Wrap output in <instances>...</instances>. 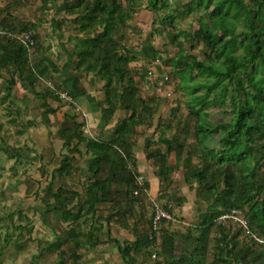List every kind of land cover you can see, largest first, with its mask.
Listing matches in <instances>:
<instances>
[{"label":"trees","instance_id":"trees-1","mask_svg":"<svg viewBox=\"0 0 264 264\" xmlns=\"http://www.w3.org/2000/svg\"><path fill=\"white\" fill-rule=\"evenodd\" d=\"M50 2L53 4L56 0H43V8ZM67 4L68 15H77L76 31L82 35L74 43L75 68L104 82L102 120L111 124L118 110L128 117L116 122L113 138L110 136L86 145L87 169L92 180L87 182L83 194L66 187L53 191L51 184L47 187V193L54 199L58 219L68 228L71 246L70 252H66L59 243L52 244L57 251V264H63L67 253H70V264H80L76 250L99 244L101 229L97 226L100 221L111 222V218L98 215V205L110 202L116 221L126 226L123 219L131 215L134 205L139 204L140 197L134 195V191L147 189V185L141 189L136 185L139 174L131 146L135 127L151 126L157 102L138 97L135 80L128 68L134 55L120 52V42L124 39L121 30L144 4L145 9L155 15L165 10L162 16L157 15L158 20L166 29L168 44L177 47L173 58L165 64L171 67L174 76L192 96L188 117L194 119L195 137V145L188 150L186 139L179 134L160 140L163 151H151V141H147L146 158L154 162V174L166 186L174 171L167 164L169 155L173 153L177 161H182L184 182L191 187L197 186L198 209L201 210L197 223L187 229L183 235L185 239H182L190 244L187 248H191V253H176L177 237L169 225L161 230L160 250L156 252L160 261L153 264H264V244H256L244 236L231 221L227 229L215 223L220 216L236 211L247 220L254 234L264 238V180L258 176L264 168V144L258 142L264 137V0H188L176 7H170L167 0H67ZM192 15H196V27H176L178 20ZM0 25L9 32L14 31L10 20L4 19ZM25 30L34 31V27L28 24L20 31ZM155 33L161 34L158 29ZM34 39V49H37L35 35ZM195 46L204 51L201 57L190 52ZM27 61L28 54L22 44L0 35V74L12 65L35 97L44 100L47 95L59 100L49 89L43 93L35 92L36 75L45 73L38 65H35L37 71L31 69ZM197 78L203 80L197 81ZM201 92L202 95H196ZM226 99L230 112L223 114L231 115V118L223 122L210 121L205 110L224 105ZM48 112L54 111L47 109L44 115ZM190 120L184 122L182 132H188ZM83 126V123L74 122L71 127L58 131L68 151L80 152L78 146L86 141ZM217 137L215 149L209 141ZM71 145L74 147L70 149ZM5 153L9 158L20 156V150L8 147ZM196 154L200 155L199 165L193 163ZM68 161L66 156L57 172L70 168ZM167 201L181 206L184 199L172 195ZM165 205L163 207H167ZM87 216H91V222L85 230L78 222ZM148 224H151V218ZM214 229L218 236L214 238L210 255L208 238ZM147 232L123 245L113 241L118 245L124 264H137L139 254L156 248L158 236L151 234V230Z\"/></svg>","mask_w":264,"mask_h":264},{"label":"rangeland","instance_id":"rangeland-1","mask_svg":"<svg viewBox=\"0 0 264 264\" xmlns=\"http://www.w3.org/2000/svg\"><path fill=\"white\" fill-rule=\"evenodd\" d=\"M187 1L188 0H167L170 7H176ZM42 2L43 0H25L24 2V16L28 15V18L25 17L24 20L36 23L35 26H37V28L40 27L42 23L47 22L48 18L53 16L55 12L54 4L50 2L43 8ZM164 13L165 10H161L158 14L162 16ZM157 15L145 9L144 4L131 15V19L126 22V26L121 30L124 39L120 42V52L134 55V60L129 63L128 68L130 74L136 77L137 95L141 99H155L157 102L155 106L156 113L151 126L135 127L136 134L133 140L134 143L142 141L146 143L147 141H151L150 149L154 151L163 148L160 144L161 139H171L172 135L179 134L182 139H186L185 145L186 150H188L195 145L193 131L194 119L190 120L188 117L190 111L189 102L192 96L189 95V90L184 88L174 76L171 67L165 64L169 59L173 58L177 51V47L168 44L165 37L166 29L162 27ZM195 18L196 15L183 17L176 22V27L194 28L196 27ZM156 29L160 30L161 34H156ZM186 47L188 50V46ZM141 49H144V52ZM151 49L153 50L152 52ZM190 52L201 57L204 51L195 46V49ZM148 55L149 57H146ZM148 58H153L157 76L153 74L152 62L148 60ZM141 76L143 80H139ZM48 79L52 80L58 87V84L52 77ZM196 80H203V78H197ZM36 85L37 90L38 88L41 89L40 93L47 90L42 82H37ZM1 91L2 88L0 85V92ZM202 94L201 92L196 95ZM43 111L44 108L32 110L29 108L26 113L23 112L21 114L20 119L23 118V121H26L27 124L28 122L32 123L31 125L34 123L36 124L43 119ZM205 111L208 112L209 120L212 122H223L231 118V115L223 114H229L228 112H230L228 99L225 100L224 105L217 108L211 107ZM34 116L38 118L36 117L34 119ZM127 117L128 115L124 111L118 110L114 118L118 121ZM13 118L17 120V118ZM6 119L7 121H5ZM9 120L7 116L4 117V115L0 114V123L2 122L1 125L3 127V129L0 130V264H54L58 255L57 251L51 247L52 244L59 243L61 245L60 247L66 252H70L71 246L67 238L66 231L68 228L64 222L58 219V215H56L54 211V199L50 198L47 193V187L49 182H52V169H56L59 162L65 160L64 157L68 154V150L66 148L64 149L62 146L63 141L60 138H55L50 143L47 134H45V129L41 128L43 126L39 127L40 130L36 129L34 135L30 137V130H23L22 132L23 127L20 126V120L16 124L10 123ZM188 120H190L188 132L184 133L182 132L184 129L183 126L185 125L184 122ZM37 126L40 125L37 124ZM28 128L29 126L25 129ZM110 136L113 138V135ZM57 137H59L58 134ZM218 138L219 137L213 138L212 141L215 149H217ZM35 142L41 144V147L37 146ZM258 142L264 144V137L258 140ZM35 145L37 147H35ZM6 147L14 149L15 151L20 150V156L18 158L7 157L5 153ZM29 147L37 151L35 152L36 155H38L37 158L26 154L30 152L28 151ZM53 149L54 152H58V154L52 156L54 153ZM61 149L62 151L64 150L62 153ZM81 150L82 153H76V161L80 158L85 159L86 157L83 148H81ZM173 155L172 153L169 161L171 165L174 164V173H172L174 179L170 180L169 178L167 181L169 184L167 186L160 183L158 190L159 196L157 195L158 197H156L155 202L173 207L172 213L174 212L173 215L176 221L173 222L172 225H174V232L177 237V254L183 251L190 254L191 248H187L190 244L185 240L182 241V239H185L183 235L185 236L187 232H184L185 229H183V217H181V212L183 209L184 211H188L191 218H195V211H193V209L196 210V213H200L201 210L198 209L200 206H198V199L196 196L197 186L193 184L191 187L184 183L183 176L185 170L183 169V163L182 161H177L175 155ZM88 160L89 157L87 160L82 161L83 163H87ZM193 163L199 165V154L195 155ZM75 164L77 165L78 162H75ZM150 165L153 171H155V164L153 161L150 162ZM258 176L259 179L264 180V168L259 172ZM137 177L139 179L137 184L139 185L138 187H141L143 184L148 187L149 183H151L150 178L144 174H139ZM57 183L58 181H55V185ZM147 189H141V191L138 189L139 193L136 196L138 197L140 194L147 195ZM172 195L185 199V204L183 203V205L181 204L180 206L175 202H168L167 198L169 199ZM145 202H147L146 197L144 198V203H142L139 208H133L132 211H136V214L134 213L135 215H139L142 220L147 221L152 217L151 209L154 201H148V204ZM112 207L110 202L106 205L108 211H111L110 209ZM106 209L102 207L101 211L104 212ZM101 211L100 213L102 214ZM132 215L133 212L131 215L129 214V216ZM90 217L91 216H88L85 219L88 224L91 222ZM186 220H189V218ZM229 223L230 221H226L220 224V226L227 229ZM233 224L234 228L238 227L235 223ZM97 227H99L101 231H107L106 229L109 228V226L106 225V221H100ZM110 228L112 230L109 239H122L124 231L119 229L118 225L113 227V225L110 224ZM216 233L217 230L214 229L208 238L210 244L208 250L210 255L212 254L213 245L215 243L214 238L218 236ZM101 235L102 233H98L99 239H108L106 235ZM69 254L70 253H67L63 264L70 263L68 260ZM151 254L153 255V251ZM152 255L147 259L151 264L160 261L158 255H156L155 258H153ZM106 263L107 261L105 264ZM137 264H140L139 261Z\"/></svg>","mask_w":264,"mask_h":264},{"label":"crops","instance_id":"crops-1","mask_svg":"<svg viewBox=\"0 0 264 264\" xmlns=\"http://www.w3.org/2000/svg\"><path fill=\"white\" fill-rule=\"evenodd\" d=\"M24 2L25 0H0V21L4 19L10 20L12 23V29L14 30L12 32H19L27 24L33 25L34 27L33 32L37 39V49H33L31 55L28 56V61H27L28 66L31 69L36 70L35 65H38V69L44 71L45 73V75H42L41 77L47 79L52 77V79H54L58 84L59 88L67 91L72 96V98L77 101L78 107L75 108L66 105L60 100L52 98L51 96H47V95L45 96L44 100L35 97L34 94L30 91L27 82H25V80L19 77L18 72L13 69L12 65H9L0 74V85L2 88V91L0 92V111H1L0 114L4 115V117L7 116L8 119H10L9 122L12 124L14 123L16 124L20 120L19 121L20 126L23 127L22 132L23 130L26 131L30 130L31 131L30 137L34 135L35 133L34 131L36 129H39V127L43 126L41 128L45 129V134H47V138L50 141V143L53 141V139L59 138L57 137L59 130L67 127H71L74 124V122L80 124L83 123L84 126L82 127V131L86 141L82 142L78 146V150L80 151L81 148H83L86 156L85 159L79 157L80 159L76 161V157H77L76 153L78 154L82 153V150L80 152H76L75 149H73L74 151L73 150L68 151V154L65 155L67 156L69 160L68 162L71 164V167L65 170L64 172H57V169L60 167V163H61L59 162L58 167L57 168L55 167L56 169H52L53 171L51 172L52 182H49V184H51L53 191H56V189H58L59 187H66L68 189L71 188L70 190L77 191L78 193L83 194L87 182L92 180L91 178L92 175L90 172H88L87 169V163L85 162L83 163V161L87 160L89 157V155L86 153V145L95 140H106V138H109L110 135H112V131L117 122V119H115L109 125L105 124V122L102 120L101 107L104 106L103 103L104 94L102 90L104 82L99 80L95 75L91 73L84 74L75 68V62L77 56L73 52L74 43L76 39L82 37V35L78 34V32L76 31L77 23L75 22V18L77 17V15L69 16L67 13V9H68L67 0H57L55 3H53L55 7L54 15L49 17L47 22L42 23V25L38 28L37 26H35L36 23H31L29 21L24 20L25 17L28 18V15L24 16L25 15ZM0 29L5 33H10L9 30H6L1 25H0ZM1 36H5V35H1ZM141 50L144 52V49ZM152 51L153 50L151 49V52ZM146 57H149V55ZM148 60H151L153 74L157 76L153 58L152 59L148 58ZM131 76L134 78L136 83L135 85L137 88L136 77L134 75ZM139 80H143L142 76L141 78L139 77ZM10 81H13L12 85L10 84ZM37 82L40 81L36 80L34 84L35 85L34 89L35 92L40 93L41 89L38 88L37 90L36 88ZM29 108L31 110L37 108H44V111L42 112L43 119L42 120L40 119L41 121H39L36 124L34 123L33 125H31L32 123L30 122H28L27 124L26 121H23V118L20 119L21 114L23 112L26 113L29 110ZM47 109L52 110L54 112L52 113L48 112V114L45 116L44 112ZM13 117L17 118V120H14ZM36 117L37 116H34V119ZM5 121H7V119ZM1 124L2 122L0 123V130L3 129ZM37 124H39L40 126H37ZM28 126L29 128L25 129ZM138 127H143V126H138ZM135 130L136 128L133 131L134 132L133 138L136 134ZM212 141L213 139L209 141L211 145H212ZM36 144L37 146L41 147V144H38V142ZM37 146L35 145V147ZM62 146H63V142H62ZM72 147H74V145H71L69 148L71 149ZM33 149L32 147L31 148L29 147L28 151L30 152H27L26 154L32 155V157L37 158L38 155H36L35 153L37 151ZM63 151L61 149V153ZM55 154H58V152H54L52 156ZM131 154L132 157L135 159L136 171L138 172V174H144L147 177H149L151 180L150 181L151 183H149V186L147 187L148 188L147 195L146 194L139 195L140 197L139 204L133 206L132 207L133 210V208H137V207L139 208V205L144 203L145 197L147 201L145 202L146 204H148V201H154V202L156 201V197L159 196L158 190L160 186V179L155 176L152 166L150 165L151 161L146 158L147 153L145 149V142L142 141L139 143H134L131 146ZM171 155L172 154L169 155V158L171 157ZM169 158L167 164L173 167L174 164L171 165ZM75 162H78V164L76 165ZM151 171H152V175H151ZM172 173H174V171ZM172 173L169 175L170 180L174 179ZM55 181H58L56 185H55ZM183 181H184V176H183ZM53 187L55 190L53 189ZM114 197H116V194ZM107 204L108 203H105L103 205L102 204L98 205V209H97L98 215L102 207L106 209ZM160 205L164 206L162 204ZM110 210L111 211H108V209H106V211L104 210V212L101 211L102 214L100 213V215L104 219L111 218V222H106V225L109 226V228H110V224H112L113 227H116L118 225L119 229L124 231V236H122V239L112 238V241L111 239H99L100 241L99 244L93 248H89V247L79 248L78 250H76V252L80 256V264H105L106 261H107L106 264H118V262L119 264H121L122 259L118 252V245L113 241L115 240L120 245H123L124 242H133L135 240L134 238L138 236V234L147 231H148L147 233L150 232L151 230L149 226L150 224H148V221H150V219H148L147 221L142 220L141 216L135 215L136 211H132L133 212L132 216H129L128 214L127 218L123 219V221L127 225L121 226L120 222L116 221L117 218L113 216L112 208ZM127 210L129 211L128 206H127ZM171 210H173V207H171ZM193 211H195L194 213L195 218L194 217L191 218L190 215L188 214V211H184V209L181 212V217H183L182 225H183V229H185L184 232H187V229L191 228L192 225H195V223H197L198 212L196 213L195 209H193ZM187 218H189V220H186ZM85 219L86 217H83L78 222V224L79 225L81 224L83 229L87 230L89 228V224L88 222H86ZM84 221L86 223H83ZM109 228L106 229L107 231L102 230L101 232H99L102 233L101 236L106 235L107 238L111 237L110 233L112 229ZM163 229H165V227ZM170 230L174 232V225L170 224ZM162 231H160V233H162ZM160 243H161V239L160 236H158L156 248L148 249L150 251L149 253L142 252L141 254H139L136 257L137 263L139 261L140 264H151L147 259H149L150 256L152 255L151 254L152 251L154 255L153 258L156 257V252L158 253V251L160 250L159 249ZM176 253H177V243H176ZM57 261L58 259L56 258L54 264H57Z\"/></svg>","mask_w":264,"mask_h":264},{"label":"built area","instance_id":"built-area-1","mask_svg":"<svg viewBox=\"0 0 264 264\" xmlns=\"http://www.w3.org/2000/svg\"><path fill=\"white\" fill-rule=\"evenodd\" d=\"M0 35H5L9 39H16L20 44H22L28 56L31 55L35 46L34 32L32 30H25L19 32L5 33L0 29ZM37 78L44 86L51 92L56 94L59 100L69 106L78 107L77 102L72 98V96L65 90L58 88L55 83L47 78L37 75ZM128 168H131L129 163ZM136 185L139 182L138 177H136ZM144 185V184H143ZM143 185L141 187H143ZM139 185H137L138 187ZM140 188V187H139ZM139 190L134 191V195H138ZM171 206L163 207L160 204L153 202L152 204V217H151V233L159 236L160 231L165 227L167 228L170 224L175 222L173 213L170 211ZM226 221H231L235 223L241 230L244 236L254 240L256 244H264V238L258 237L254 234L248 225L247 220L238 212L232 211L230 213L224 214L215 220L216 225L223 224ZM154 257V255H152Z\"/></svg>","mask_w":264,"mask_h":264}]
</instances>
